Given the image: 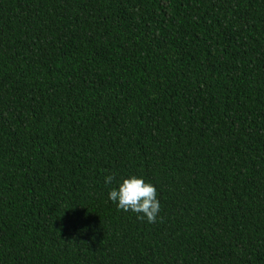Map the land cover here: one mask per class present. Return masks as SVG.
I'll use <instances>...</instances> for the list:
<instances>
[{
  "label": "trees",
  "instance_id": "1",
  "mask_svg": "<svg viewBox=\"0 0 264 264\" xmlns=\"http://www.w3.org/2000/svg\"><path fill=\"white\" fill-rule=\"evenodd\" d=\"M0 264H264V0H0Z\"/></svg>",
  "mask_w": 264,
  "mask_h": 264
},
{
  "label": "clouds",
  "instance_id": "2",
  "mask_svg": "<svg viewBox=\"0 0 264 264\" xmlns=\"http://www.w3.org/2000/svg\"><path fill=\"white\" fill-rule=\"evenodd\" d=\"M112 176L105 177V183L111 184ZM108 199L119 209L139 214L138 218L154 222L160 209L155 186L143 177L130 175L119 181L108 192Z\"/></svg>",
  "mask_w": 264,
  "mask_h": 264
}]
</instances>
